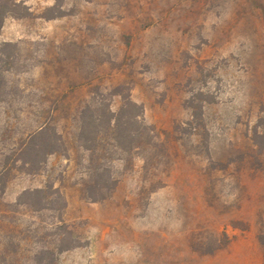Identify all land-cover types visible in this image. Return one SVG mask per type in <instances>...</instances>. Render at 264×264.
Listing matches in <instances>:
<instances>
[{"label": "rangeland", "instance_id": "rangeland-1", "mask_svg": "<svg viewBox=\"0 0 264 264\" xmlns=\"http://www.w3.org/2000/svg\"><path fill=\"white\" fill-rule=\"evenodd\" d=\"M12 1L30 15L4 16ZM2 18L0 264H30L51 230L53 212L18 205L50 183L85 240L59 264H264V0H0ZM112 94L161 137L114 163L110 198L87 200L82 153L25 150L44 127L71 149V114L118 110Z\"/></svg>", "mask_w": 264, "mask_h": 264}, {"label": "trees", "instance_id": "trees-1", "mask_svg": "<svg viewBox=\"0 0 264 264\" xmlns=\"http://www.w3.org/2000/svg\"><path fill=\"white\" fill-rule=\"evenodd\" d=\"M23 2L12 1L10 7L3 8L4 16L23 18L30 15ZM56 7L57 5L53 10ZM17 9H22L24 13L16 16ZM2 23L3 18L0 21L1 26ZM112 96L120 97L122 100L118 110H113L101 102L85 101L83 107L71 114L72 134L67 130V137L73 135L71 149L63 145L59 146L58 143L64 138L62 132L57 128L54 129L53 137L56 138L53 140L49 134L50 129L44 127L31 137L25 150L33 160L36 156H40L44 162H47L48 157L58 154L65 155L70 160L71 150L74 149L80 155L82 153L87 179L83 180L81 191L87 200L101 201L110 198L119 182L114 176V163L130 162L125 155L132 156L135 150L142 147L150 148L157 141L159 142L161 137L156 133L155 128L145 123L143 108L136 104L130 95L124 97L120 94H112ZM37 139H43L45 142L39 148L32 146L34 144L32 142ZM28 164H32V161ZM79 164L83 165L80 160ZM18 205L35 214L53 212L56 218L55 223L50 227L51 230L41 238L38 236L33 238L32 243L36 248L32 256L27 258L30 264H59L62 254L84 246L85 240L75 227L63 219L67 201L62 191L55 188L53 183L43 188L25 191L20 196ZM16 246L17 250L9 255L11 261L21 247L19 242ZM3 254H10L8 245L7 247L3 245Z\"/></svg>", "mask_w": 264, "mask_h": 264}]
</instances>
